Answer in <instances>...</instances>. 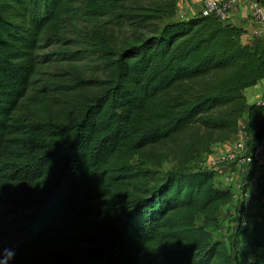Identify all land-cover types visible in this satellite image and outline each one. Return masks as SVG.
Listing matches in <instances>:
<instances>
[{"label": "trees", "instance_id": "16d2710c", "mask_svg": "<svg viewBox=\"0 0 264 264\" xmlns=\"http://www.w3.org/2000/svg\"><path fill=\"white\" fill-rule=\"evenodd\" d=\"M175 3L0 0V259L264 264V204L235 225L230 249L215 232L233 195L195 165L243 118L249 150L264 138V105L244 95L264 80V42L215 16L176 19ZM75 17L128 27L134 42L99 39L105 77L67 86L56 112L28 110L41 44Z\"/></svg>", "mask_w": 264, "mask_h": 264}, {"label": "rangeland", "instance_id": "374dc122", "mask_svg": "<svg viewBox=\"0 0 264 264\" xmlns=\"http://www.w3.org/2000/svg\"><path fill=\"white\" fill-rule=\"evenodd\" d=\"M134 37L135 35L128 27L112 25L105 19L75 17L72 22L69 21L64 25L56 36L41 44V48L37 52L39 57L37 70L24 106L30 110V106L35 105L36 110L42 113H49L50 109L56 112L59 108L56 103L57 97L61 91L68 88L67 86L77 88L87 83L94 85L96 81L105 77L99 54L96 53L99 39L109 40L115 48H122L134 42ZM174 167L175 163L168 160L157 170V174L162 176L171 173ZM221 178L222 176L219 175L216 177L217 180H221ZM240 179V181H234V184L249 181L245 176ZM247 189L246 186L243 187L244 191L241 196L244 200L246 196L244 192ZM237 213L235 215L228 213L233 220L227 235L221 239L215 236L216 239L227 240L230 249H234L235 246L232 227L237 223Z\"/></svg>", "mask_w": 264, "mask_h": 264}, {"label": "crops", "instance_id": "0c3cea01", "mask_svg": "<svg viewBox=\"0 0 264 264\" xmlns=\"http://www.w3.org/2000/svg\"><path fill=\"white\" fill-rule=\"evenodd\" d=\"M206 0H176L175 10L176 19H188L197 17L201 14V10ZM229 3L228 15L226 22L234 27L240 28L245 31L244 41L248 44L255 42L256 40H262L264 42V21L256 14V6H261L264 12V0H226ZM246 103L248 107L253 105H259L264 99V80L260 81L254 87L247 89L244 92ZM235 140V139H234ZM228 145H216L213 150L215 153L227 154L233 150V142ZM245 150H249L247 145ZM243 153H240V157ZM231 170V171H230ZM252 173V174H251ZM264 156L258 165H245L241 163H234V167L231 166L229 170L222 168L219 176H222L221 180L216 179L217 186L220 189H230L234 196L232 204L226 206L222 210L220 224L215 232L217 238H222L227 235V231L231 228L233 218L229 217V214L238 215L237 223L239 221H245V223H252L257 219L261 205L264 204V199L258 198L255 201V205L249 212H242L243 198L241 195L243 190L236 188L234 181L241 180L240 178L247 177L251 174V178L258 179L260 184L264 183ZM244 174V175H243ZM249 195L254 193L252 188L247 189ZM236 200V201H235ZM237 207V211H236ZM239 208V209H238ZM229 213V214H228ZM235 224V225H236ZM235 225L232 227L234 230ZM233 233V231H232ZM231 234V233H230Z\"/></svg>", "mask_w": 264, "mask_h": 264}, {"label": "built area", "instance_id": "2783aa9c", "mask_svg": "<svg viewBox=\"0 0 264 264\" xmlns=\"http://www.w3.org/2000/svg\"><path fill=\"white\" fill-rule=\"evenodd\" d=\"M229 3L226 0H206L201 10V16H215L219 20L226 22L228 15ZM256 14L264 21V12L261 6H256ZM264 105V99L259 103ZM249 141L248 122L246 118H243L239 124V130L235 140L233 142V150L227 154H219L212 152L196 162L197 168L214 170L220 174L222 168L229 170L232 164H245V165H258L264 156V138L261 142L251 150H245L247 142ZM240 153L243 156L240 157ZM231 171V170H230ZM217 175V176H218ZM260 181L258 179H251L250 181L239 182L236 184V188L243 190V187L252 188L254 193L249 195L247 191L245 200L243 201V212H249L255 205V201L258 199V186ZM245 190V189H244ZM243 190V191H244ZM234 199V196H233ZM245 223V221H243Z\"/></svg>", "mask_w": 264, "mask_h": 264}, {"label": "clouds", "instance_id": "9594fccd", "mask_svg": "<svg viewBox=\"0 0 264 264\" xmlns=\"http://www.w3.org/2000/svg\"><path fill=\"white\" fill-rule=\"evenodd\" d=\"M14 257V252L11 250H5V254L0 259V264H9V261L12 260Z\"/></svg>", "mask_w": 264, "mask_h": 264}]
</instances>
